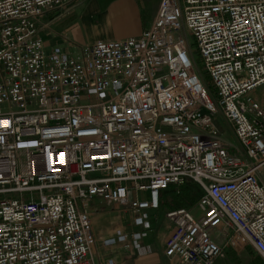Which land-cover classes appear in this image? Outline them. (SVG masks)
<instances>
[{
	"label": "built area",
	"instance_id": "built-area-1",
	"mask_svg": "<svg viewBox=\"0 0 264 264\" xmlns=\"http://www.w3.org/2000/svg\"><path fill=\"white\" fill-rule=\"evenodd\" d=\"M72 1L0 0V264H94L92 200L148 228L187 182L167 257L264 262V0H160L138 38L49 47L42 20Z\"/></svg>",
	"mask_w": 264,
	"mask_h": 264
},
{
	"label": "crops",
	"instance_id": "crops-1",
	"mask_svg": "<svg viewBox=\"0 0 264 264\" xmlns=\"http://www.w3.org/2000/svg\"><path fill=\"white\" fill-rule=\"evenodd\" d=\"M159 5L160 0H73L70 6L44 16L40 34L49 47L67 43L87 47L98 40H130L140 37L153 24ZM94 200L100 204L104 201ZM158 210L148 211V228L136 225L135 217L132 232L118 226L107 212L93 213L94 264H180L177 258L165 254V241L174 226L166 217L162 224L153 222ZM118 232L125 240L118 238ZM137 235L140 239L136 241Z\"/></svg>",
	"mask_w": 264,
	"mask_h": 264
},
{
	"label": "rangeland",
	"instance_id": "rangeland-1",
	"mask_svg": "<svg viewBox=\"0 0 264 264\" xmlns=\"http://www.w3.org/2000/svg\"><path fill=\"white\" fill-rule=\"evenodd\" d=\"M189 38L192 39V37L189 35ZM197 55V53H196ZM197 67L200 72L205 77V81L208 83L210 89L212 90L214 96L218 99L219 95L216 91V88L212 86V83L210 81V78L207 76V72L205 70V67L200 59H197ZM250 99L249 96L245 97V100L248 101ZM253 99L256 100L261 107H264V86H261L256 92L253 94ZM215 123L217 127L228 134V138L236 142L235 137L230 132L229 126L227 123L221 118V116H216ZM180 192L183 194L180 195ZM180 192L177 193L176 187H170L167 192L162 193L161 195V206L158 210V215L153 217V222L162 224L163 220L165 219V215L168 211H171L172 209L177 208H187L191 206L193 203H197L198 199L201 196V191L199 190L198 186L193 184L192 182H187L185 185L180 187ZM188 192H192L193 194H199L197 200L193 203L189 202L185 195ZM14 198H19L18 195H13ZM166 204V205H164ZM194 204V205H195ZM89 206V212L90 213H97L100 211L107 212L109 216L114 219V222L121 226L125 231L132 232L135 227L132 226L133 220L135 219V216L130 212H125L123 209L120 208V206H116L114 204L108 203L106 201H103V204H100V202L92 200L90 202ZM194 213L196 215H199L198 209L194 210ZM264 264L263 260L257 256V254L252 251L251 249H247L246 251L237 253L232 250H226L224 257L219 258L217 261V264Z\"/></svg>",
	"mask_w": 264,
	"mask_h": 264
},
{
	"label": "trees",
	"instance_id": "trees-1",
	"mask_svg": "<svg viewBox=\"0 0 264 264\" xmlns=\"http://www.w3.org/2000/svg\"><path fill=\"white\" fill-rule=\"evenodd\" d=\"M165 192H167V190H165L164 193H165ZM181 194H183V193L180 192V195H181ZM161 195H162V193H160V195H159V200H160V202H161ZM198 196H199V194H193L192 192H188V193L185 195V197L187 198V200H188L189 202H191V203L195 202V201L197 200ZM194 204H195V203H193L191 206H189V207H187V208H190V207L194 206ZM164 205H166V204H164ZM180 208H182V207H180ZM177 209H178V208H177ZM259 264H260V263H259Z\"/></svg>",
	"mask_w": 264,
	"mask_h": 264
}]
</instances>
